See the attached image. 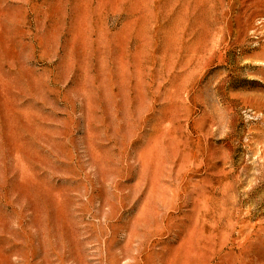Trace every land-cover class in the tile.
Returning <instances> with one entry per match:
<instances>
[{
    "label": "rangeland",
    "instance_id": "374dc122",
    "mask_svg": "<svg viewBox=\"0 0 264 264\" xmlns=\"http://www.w3.org/2000/svg\"><path fill=\"white\" fill-rule=\"evenodd\" d=\"M0 264H264V0H0Z\"/></svg>",
    "mask_w": 264,
    "mask_h": 264
}]
</instances>
